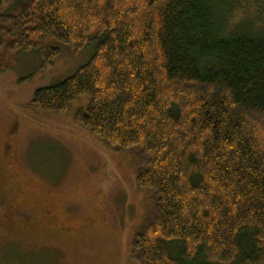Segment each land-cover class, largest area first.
Returning <instances> with one entry per match:
<instances>
[{
    "label": "trees",
    "instance_id": "trees-1",
    "mask_svg": "<svg viewBox=\"0 0 264 264\" xmlns=\"http://www.w3.org/2000/svg\"><path fill=\"white\" fill-rule=\"evenodd\" d=\"M0 54L60 43L92 59L38 89L43 114L75 121L131 153L156 210L135 264H264V0H23L1 12ZM170 244V246H169ZM174 254V255H173Z\"/></svg>",
    "mask_w": 264,
    "mask_h": 264
},
{
    "label": "rangeland",
    "instance_id": "rangeland-1",
    "mask_svg": "<svg viewBox=\"0 0 264 264\" xmlns=\"http://www.w3.org/2000/svg\"><path fill=\"white\" fill-rule=\"evenodd\" d=\"M21 3L8 0L1 12ZM55 45L62 52L48 71L38 51L0 54V264H135L133 243L156 210L155 194L137 185L135 158L76 123L87 96L65 116L31 105L96 51Z\"/></svg>",
    "mask_w": 264,
    "mask_h": 264
}]
</instances>
